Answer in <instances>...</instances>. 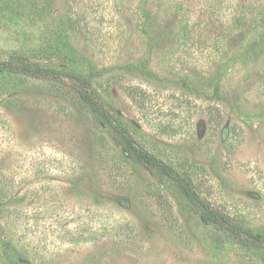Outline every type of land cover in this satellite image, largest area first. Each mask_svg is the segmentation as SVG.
Segmentation results:
<instances>
[{
	"label": "rangeland",
	"instance_id": "rangeland-1",
	"mask_svg": "<svg viewBox=\"0 0 264 264\" xmlns=\"http://www.w3.org/2000/svg\"><path fill=\"white\" fill-rule=\"evenodd\" d=\"M12 56L60 72L0 73V264H264V0H0Z\"/></svg>",
	"mask_w": 264,
	"mask_h": 264
},
{
	"label": "trees",
	"instance_id": "trees-1",
	"mask_svg": "<svg viewBox=\"0 0 264 264\" xmlns=\"http://www.w3.org/2000/svg\"><path fill=\"white\" fill-rule=\"evenodd\" d=\"M57 38L59 37H56L57 42L54 45L53 52L58 54V56H61V54L64 52V49H68L67 43H62V40ZM45 58L48 59L49 57ZM14 59L16 60L15 62H13ZM8 60L9 61H2L0 64V73L8 71L9 73L14 72L16 74H20L21 70L22 72H33L32 74H48L52 76H58L57 74L60 72V67H56L48 62L44 63V61L33 62L28 61L27 59H20L17 56H12ZM89 84L90 82L84 80L83 85H81L82 89H77L81 100L85 105H87L91 113L98 117L99 121L101 120L104 123L111 125L112 132L114 133L116 139V136H119L120 143L122 144V148L125 153L128 154L129 157H132V159L135 161H140L147 165H155L160 174L168 176V178L176 185L181 196L192 208V211L195 214H199L201 220L209 221L219 227H222V229L227 233H231L233 236L242 240L241 234H245V232L242 231L239 224L229 222L227 216L224 213L216 211L207 201L201 199L198 196L194 187L187 178L177 174L171 167H168L161 161L155 160V158H153L145 149L137 145L131 136L126 131L121 129V123L94 101L92 96L86 90V87H88ZM83 88H85V90H83ZM87 89H89V87ZM12 91V88L7 89L9 94H12ZM253 238L256 240V242L260 243L262 241L261 238Z\"/></svg>",
	"mask_w": 264,
	"mask_h": 264
}]
</instances>
